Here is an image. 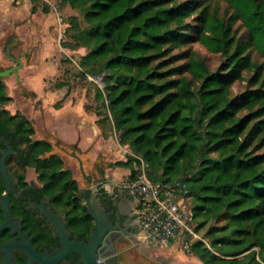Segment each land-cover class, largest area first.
<instances>
[{
    "label": "trees",
    "instance_id": "trees-1",
    "mask_svg": "<svg viewBox=\"0 0 264 264\" xmlns=\"http://www.w3.org/2000/svg\"><path fill=\"white\" fill-rule=\"evenodd\" d=\"M68 1L81 11L85 23L72 17L68 28L75 30L78 45L89 49L81 59L83 71L110 72L109 113L104 118L112 120L120 144L129 148V157L121 164L131 169L130 178L137 176L141 158L154 184L190 198L195 220L202 219L197 229L214 217L225 221V226L209 232H222L213 241L221 247V256L201 242L194 244L192 252L203 264H264V69L257 68L253 78L261 83L258 88L240 98L231 91L243 70L256 67L249 49L264 59V0H225L233 9L228 21L211 15L207 6L201 9V0ZM198 11L202 31L184 23ZM236 20L246 28V40L232 36ZM183 27L226 55V72H211L193 58L184 67L191 79L169 78L171 73H183V68L168 74L152 66L163 45L195 38L185 36ZM64 31L66 36L69 30ZM193 80L201 85L194 87ZM245 109L252 111L241 116ZM18 119L21 137L29 142L34 129L25 116ZM52 149L51 143L37 140L22 162L35 168L55 205L78 212L71 228L88 234L93 216L79 202L83 196L72 171L57 154L40 157ZM223 149L228 150L226 156H212ZM100 197L110 206L113 198H122L103 188ZM79 215H84L81 226ZM33 229L39 232L36 223ZM246 252L242 259H226Z\"/></svg>",
    "mask_w": 264,
    "mask_h": 264
},
{
    "label": "rangeland",
    "instance_id": "rangeland-1",
    "mask_svg": "<svg viewBox=\"0 0 264 264\" xmlns=\"http://www.w3.org/2000/svg\"><path fill=\"white\" fill-rule=\"evenodd\" d=\"M40 1L42 4L48 6L55 14L60 27L57 33V40L61 42L62 47L59 48L58 53L55 55L56 60L53 61V65L55 66L54 75L46 79L47 89L45 90L47 94L45 97L39 98L35 92H30V96H26L27 94H25L23 87H18L14 83L13 85H7L6 91L8 94H13V97L11 100L4 102V104L7 105L9 111L13 113L17 112L28 115L30 112L38 110V115L35 118L37 129L36 137H46V135L49 134L45 126L46 110L51 108H98L101 114L108 115L109 107L106 96V77L109 76L110 72L106 69L84 72L80 65L82 57L89 52V49L78 45L73 35L75 34V30L68 28L72 17H76L81 22L82 26H85L81 11L72 7L68 0ZM180 1L193 2V0ZM201 3V9L207 6L209 13L219 19L228 21L233 14V9L225 0H201ZM200 12L201 11H198L184 19V23L199 27L200 25L197 17L200 15ZM174 27H176V24L171 26V28ZM198 27L197 30L199 29L202 31L203 28ZM65 29L69 30L66 31V36ZM181 29V32L185 34V36L190 35L195 38H191L178 45H172V43L163 45L160 55L154 59L152 66L167 73L170 71L173 72V70H177L178 68H183V73H171L169 78L188 77L189 79H191V74L186 71L184 67H186L188 61L192 58L206 64L211 72L223 73L227 69L228 60L222 51L211 49L200 37H196V33L188 31V27H183ZM60 34H62V36H60ZM232 36H235L238 41L246 40V28L240 20H236L232 24ZM234 49L235 46L233 47V50ZM247 52L250 53V60L256 64V67L254 69L243 70L241 76L231 85L232 95L238 98L261 85L260 82L255 83L253 78L257 68L264 69V59L261 58L258 53L251 52L250 49ZM154 53L155 52H152L151 54ZM97 74H105V85L103 87H100L99 84L89 79V76ZM9 78L3 79V82L7 83V79ZM200 85V81L193 80L194 87H199ZM21 104L24 105L23 108H21ZM251 111V109H245L240 115L246 116ZM60 129L61 131L64 130L62 127ZM103 129L105 137L111 140V144L110 146H101L99 148V159L96 157L88 161L87 164L90 166V169L87 170L84 168V171L89 176L91 173H94L96 176L95 183L106 184L110 186V190H113L114 184L130 177L131 169L121 164V162H125L128 159L130 151L129 148L120 144L118 134L111 119H103ZM56 146V152H59L66 158L67 168L72 171L75 181L78 183L77 180H79L81 184L85 186L86 180L83 177L78 160L67 154L71 153V151L67 147H64L60 141L56 143ZM64 150L67 151V153H65ZM227 154L228 150L223 149L214 153L212 156L215 158H222ZM30 177L36 178V174L32 173ZM84 200L85 198L81 197L79 202L83 204ZM129 207L134 209L133 203H129ZM201 222V218L197 219L195 221L196 227L200 226ZM225 224L224 220L220 221L214 217L204 226L199 227V229L196 228L199 238L194 244L201 242L202 247L208 249L216 256H221V247L215 246L213 241L214 238L222 235V232L210 234L209 232L212 227L217 229L225 226ZM143 244L144 252L147 254H155L159 257H166L172 261L171 264H203L194 252H187L180 245L159 248L149 246L145 243ZM193 246L191 247L192 249ZM247 253L248 252L237 257H228L226 259H242Z\"/></svg>",
    "mask_w": 264,
    "mask_h": 264
},
{
    "label": "flooded vegetation",
    "instance_id": "flooded-vegetation-1",
    "mask_svg": "<svg viewBox=\"0 0 264 264\" xmlns=\"http://www.w3.org/2000/svg\"><path fill=\"white\" fill-rule=\"evenodd\" d=\"M6 59L10 64L4 69L12 68L18 65L16 54L11 48V41L3 44ZM0 68L1 63H0ZM3 69V68H2ZM20 71V70H19ZM10 78H14V84L21 87L20 75L11 74ZM9 77H0V159L3 153L7 151L5 159L8 173L11 178V191L7 200L4 195L7 193L6 183L2 171L0 170V226L6 221L7 214L4 207L5 201L8 206L11 223L13 228H6L0 231V243L22 241L20 232L26 234L31 244L36 251L41 255H50L61 247L60 237L56 227L49 218L48 212L60 214L61 222L69 230L71 240L89 242L91 233L94 230L95 219L93 217V226L88 234H83L81 230H74L70 226V221L78 215V212H71L70 207H60L52 202L50 195L43 191V184L38 179V174L34 167L25 165L24 159L26 150L31 144L37 140H43L51 143L45 137H36L37 129L35 121H32L25 114L10 112L9 107L4 102L11 100L13 94H8L6 91L7 83L3 79ZM25 116L31 123L34 129V134L30 136L29 142L26 138L21 137L20 120L18 117ZM14 117V120L6 118ZM17 118V119H16ZM52 144V143H51ZM53 151V149H52ZM45 152L40 157L45 158L52 154ZM32 173L36 174V178L30 177ZM98 184V196L100 197V185ZM79 195L85 198L84 203L87 205V200L90 196L89 188L81 190L79 187ZM101 198V197H100ZM102 199V198H101ZM113 205L110 206L106 201L101 200L104 208V213L111 220L116 228L108 230L102 238L101 245L103 251L113 249L117 243H124L130 240L133 248L130 249V254L134 259L146 261L149 264H171L172 261L166 257H159L151 253H146L143 250V242L137 236L139 225L134 216V209L129 207L130 200L126 197L120 199L113 198ZM88 207V206H87ZM89 210V209H88ZM90 212V210H89ZM91 213V212H90ZM79 226L83 225L82 219L84 215H79ZM93 216V215H92ZM33 223H36L39 232L33 231ZM38 237L40 238L38 240ZM14 256L11 264H28V256L21 250H14ZM5 253L0 251V264H4ZM80 256L73 253L63 259L58 264H80ZM37 264V263H34Z\"/></svg>",
    "mask_w": 264,
    "mask_h": 264
},
{
    "label": "crops",
    "instance_id": "crops-1",
    "mask_svg": "<svg viewBox=\"0 0 264 264\" xmlns=\"http://www.w3.org/2000/svg\"><path fill=\"white\" fill-rule=\"evenodd\" d=\"M59 28L55 14L40 0H0L1 67L5 69L10 64L2 46L11 41L13 52L23 63L19 75L21 87L25 90L26 96H30V92H35L39 98L47 94L46 79L54 75L53 61L56 60L55 55L62 47L61 42L57 40ZM13 83V77L7 79L8 85H13ZM23 106L21 104V108ZM37 112L38 110H34L25 115L35 121ZM104 117L105 115L101 114L98 108H51L46 110L45 126L49 134L45 138L53 145L52 153L62 157L66 169H68L67 160L62 154L56 152V143L60 141L71 151L67 153L64 150L69 156L78 160L81 170L82 168L90 169L87 162L100 155L101 146L111 144V140L107 139L104 134ZM61 127L64 130L61 131ZM87 176L95 183L94 173ZM85 180V186L77 180L81 190L91 186L86 178Z\"/></svg>",
    "mask_w": 264,
    "mask_h": 264
},
{
    "label": "built area",
    "instance_id": "built-area-1",
    "mask_svg": "<svg viewBox=\"0 0 264 264\" xmlns=\"http://www.w3.org/2000/svg\"><path fill=\"white\" fill-rule=\"evenodd\" d=\"M104 75L89 76V79L103 87ZM140 160L135 178L128 177L114 184L113 190L102 183L100 188L109 194L126 197L133 203L134 216L139 225L137 236L143 243L159 248L180 245L191 252V247L199 238L193 203L190 198L154 184L148 177L146 163Z\"/></svg>",
    "mask_w": 264,
    "mask_h": 264
},
{
    "label": "water",
    "instance_id": "water-1",
    "mask_svg": "<svg viewBox=\"0 0 264 264\" xmlns=\"http://www.w3.org/2000/svg\"><path fill=\"white\" fill-rule=\"evenodd\" d=\"M17 62L18 65L12 68L6 70L0 68V77H9L13 73L18 75L19 70L23 67V63L21 60H17ZM7 154V151L4 152L2 158L0 159V170L3 173L7 188V193L4 195L5 200H7L9 192L11 191V178L5 162ZM82 174L91 184L89 187L90 196L87 200V206L95 219L94 230L90 235L89 242L85 243L84 241L76 239L71 240L69 230L61 222V215L48 212L49 218L59 234L61 247L50 255H41L31 244L30 238L26 234L20 232L22 241L9 242L5 244L0 243V251L5 253L4 264L12 263L14 250L23 251L28 256V264H58L73 253L79 254L80 264H149L146 261L137 260L132 257L130 249L133 248V244L130 240L127 244L117 243L113 249L108 251H103L102 248H99L102 238L106 232L108 230H114L116 226L113 225L111 220H109L107 215L104 213L101 198L98 196V184L93 183V180L87 176L83 168ZM4 207L7 219L0 226V231L8 227L14 229L11 223L10 212L6 201Z\"/></svg>",
    "mask_w": 264,
    "mask_h": 264
}]
</instances>
